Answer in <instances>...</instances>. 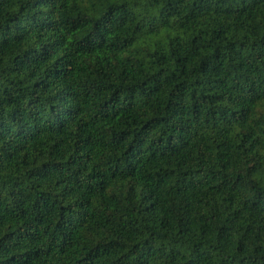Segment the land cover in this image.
<instances>
[{"label": "trees", "instance_id": "trees-1", "mask_svg": "<svg viewBox=\"0 0 264 264\" xmlns=\"http://www.w3.org/2000/svg\"><path fill=\"white\" fill-rule=\"evenodd\" d=\"M0 264H264V0H0Z\"/></svg>", "mask_w": 264, "mask_h": 264}]
</instances>
